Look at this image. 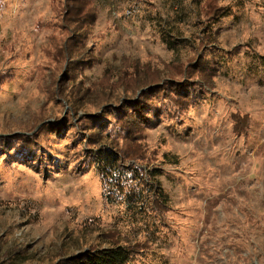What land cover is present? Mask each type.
Segmentation results:
<instances>
[{"label": "rangeland", "instance_id": "obj_1", "mask_svg": "<svg viewBox=\"0 0 264 264\" xmlns=\"http://www.w3.org/2000/svg\"><path fill=\"white\" fill-rule=\"evenodd\" d=\"M206 1L95 0L96 23L74 37L77 55L61 68L78 75L67 87L80 101L70 113L69 102L49 94L45 49L63 27L53 0H0V136L26 133L42 109L64 130L69 115H102L105 97L124 113L146 87L108 92L107 72L129 60L164 72L192 59ZM217 2L227 10L213 28L218 42L198 53L217 51L210 88L197 89L189 112H162L140 136L160 159L170 199L163 223L156 219L151 233L143 220L107 205L99 177L92 168L79 171L71 140L56 137L48 170L0 160V256L51 264L90 246L108 248L103 235L117 230L152 242L132 264H264V0ZM164 154L178 164H163Z\"/></svg>", "mask_w": 264, "mask_h": 264}, {"label": "trees", "instance_id": "obj_2", "mask_svg": "<svg viewBox=\"0 0 264 264\" xmlns=\"http://www.w3.org/2000/svg\"><path fill=\"white\" fill-rule=\"evenodd\" d=\"M94 1L53 0L58 14L55 24L58 20L63 27L60 34L52 36L45 49L46 57L52 63L49 75L51 91L48 92L53 101L69 102L70 113L78 112L76 106L80 101L68 92L67 87L78 75L70 74L68 67L67 72L62 74L61 68L72 59L73 54L77 55L74 37L85 30L89 31L96 23ZM225 12L226 8L219 6L217 0L205 2L199 24L203 32L199 52L207 47L215 48L218 38L213 28L216 22L226 16ZM213 50L212 56L209 55L211 58L198 52L185 63L168 65L164 72L152 71L150 67L134 64L130 60L125 61L118 70L107 72L105 78L111 76L107 91L123 89L135 95L146 88L140 93L138 101L124 105V113L115 111L109 98L105 97L101 101L105 108L102 115H88L78 121L75 120V114L69 115L63 120V130L60 126L50 124V116L42 109L26 133L12 137L0 136V160L4 163L17 161L35 169L48 170L58 156L53 151L56 137L71 140L77 153L75 162L78 163L79 171L92 168L101 180L104 202L122 208L129 221L143 220L151 227V233L154 232L156 219L162 224L170 211V199L159 181L160 173L156 163L160 159L156 161V154L150 155L140 139L145 129L158 125L157 118L162 112L167 111L169 116L189 112L196 102L197 89L203 91L206 86H211L217 74L215 72L219 69L217 51ZM159 95L163 96L160 100L156 99ZM174 158L164 154L161 160L163 164H166V160L168 164H178ZM145 235L151 234L147 231ZM134 236L117 230L109 231L103 235L104 242L109 244L108 248L90 246L86 251L60 258L51 264H132L138 257H143L152 244L148 239H139L138 234ZM0 264H19V261L13 254L7 257L4 254L0 256Z\"/></svg>", "mask_w": 264, "mask_h": 264}]
</instances>
